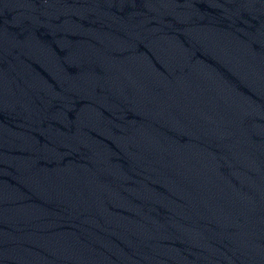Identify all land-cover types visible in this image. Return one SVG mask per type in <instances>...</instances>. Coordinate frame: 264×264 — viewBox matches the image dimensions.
<instances>
[{
	"label": "water",
	"instance_id": "water-1",
	"mask_svg": "<svg viewBox=\"0 0 264 264\" xmlns=\"http://www.w3.org/2000/svg\"><path fill=\"white\" fill-rule=\"evenodd\" d=\"M0 264H264V0H0Z\"/></svg>",
	"mask_w": 264,
	"mask_h": 264
}]
</instances>
